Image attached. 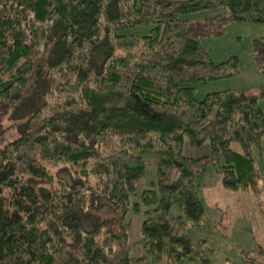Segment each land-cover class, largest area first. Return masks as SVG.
<instances>
[{
	"label": "trees",
	"instance_id": "obj_1",
	"mask_svg": "<svg viewBox=\"0 0 264 264\" xmlns=\"http://www.w3.org/2000/svg\"><path fill=\"white\" fill-rule=\"evenodd\" d=\"M210 8L223 10L184 16ZM231 20L264 22V0H0V119L11 107L29 125L0 145V264H109L132 222L120 217L116 233L114 220L89 219L105 202L147 206L144 246L176 263L192 252L188 225L207 215L198 175L217 167L226 188L259 192L262 87L196 98L197 82L239 73L237 55L216 62L202 44ZM252 52L264 73V36ZM186 139L211 151L187 155ZM151 150L154 186L131 201Z\"/></svg>",
	"mask_w": 264,
	"mask_h": 264
},
{
	"label": "rangeland",
	"instance_id": "obj_2",
	"mask_svg": "<svg viewBox=\"0 0 264 264\" xmlns=\"http://www.w3.org/2000/svg\"><path fill=\"white\" fill-rule=\"evenodd\" d=\"M223 8H210L187 13L189 18H200L216 13ZM152 24L137 25L126 28L125 32L145 34ZM264 36V22L231 20L227 29L217 36H204L203 46L210 51L214 61H222L230 55L239 57V73L208 81L197 82L196 98L202 99L208 92L228 88L262 87L264 91V73L253 56L255 37ZM260 90V91H261ZM261 91V92H262ZM260 92H258L259 94ZM258 101L264 109V94L258 95ZM0 119V145L10 138H15L21 130L29 127L27 118L10 116L13 108ZM215 114V109L210 118ZM239 148L237 142L232 144ZM183 151L187 155L201 156L211 151L208 141L200 147H192L186 139ZM147 158L146 175L143 184L131 193L130 199L140 200L145 187H153L156 180L157 154L151 150L144 153ZM261 173L264 175V136L261 145L253 148ZM221 159L218 167H221ZM217 168V167H216ZM215 167L197 176V188L205 203L207 215L200 225H188L187 233L192 244V252L176 263H171L167 256L159 255L154 249L144 246L145 238L140 231V225L145 217L143 206L140 213L125 214L113 210L108 202L103 203L96 211L89 214V219H111L112 230L120 231V217L131 220V235L128 243L118 246L111 255L109 264H120L125 253L136 259L145 256V264H261L264 263V184L261 182L259 192L247 190H232L222 184V173ZM49 186V184H47ZM161 195V193H159ZM171 212L178 215L181 212L179 202L172 198ZM117 224V225H116Z\"/></svg>",
	"mask_w": 264,
	"mask_h": 264
},
{
	"label": "crops",
	"instance_id": "obj_3",
	"mask_svg": "<svg viewBox=\"0 0 264 264\" xmlns=\"http://www.w3.org/2000/svg\"><path fill=\"white\" fill-rule=\"evenodd\" d=\"M263 175V174H262ZM263 177H264V175H263Z\"/></svg>",
	"mask_w": 264,
	"mask_h": 264
}]
</instances>
